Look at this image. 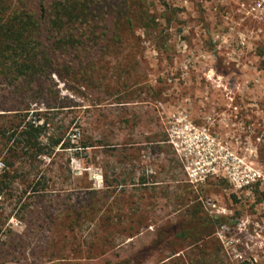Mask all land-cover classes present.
I'll return each mask as SVG.
<instances>
[{"label":"rangeland","instance_id":"obj_1","mask_svg":"<svg viewBox=\"0 0 264 264\" xmlns=\"http://www.w3.org/2000/svg\"><path fill=\"white\" fill-rule=\"evenodd\" d=\"M144 3L158 27L79 51V77L0 72V126L27 110L65 144L13 158L0 264H133L198 212L220 218L212 233L142 264H264V0Z\"/></svg>","mask_w":264,"mask_h":264},{"label":"trees","instance_id":"obj_2","mask_svg":"<svg viewBox=\"0 0 264 264\" xmlns=\"http://www.w3.org/2000/svg\"><path fill=\"white\" fill-rule=\"evenodd\" d=\"M144 4V0H0V72L11 82L32 80L43 73L79 77L82 69L88 68L83 62L87 57L81 61L79 51L101 48L104 42L119 38L121 28L132 32L141 27L148 33L158 27L157 17ZM63 57L68 58L61 60ZM28 112L20 117L2 114L5 121L0 131L8 154L3 158L5 178L0 180V193L10 180V170H17L14 157H24L34 164L42 156L51 155L57 145L65 147L62 136L48 133V121L27 118ZM34 185V192L48 187L47 182L39 180ZM198 213L190 220L163 227L127 260L142 264L152 254L186 238L212 233L220 218Z\"/></svg>","mask_w":264,"mask_h":264}]
</instances>
